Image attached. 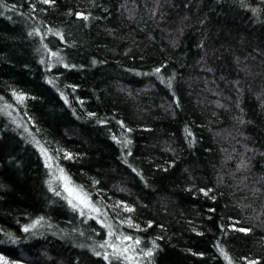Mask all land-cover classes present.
I'll list each match as a JSON object with an SVG mask.
<instances>
[{"label": "trees", "instance_id": "16d2710c", "mask_svg": "<svg viewBox=\"0 0 264 264\" xmlns=\"http://www.w3.org/2000/svg\"><path fill=\"white\" fill-rule=\"evenodd\" d=\"M0 264H264V0H0Z\"/></svg>", "mask_w": 264, "mask_h": 264}, {"label": "snow or ice", "instance_id": "6c2138e0", "mask_svg": "<svg viewBox=\"0 0 264 264\" xmlns=\"http://www.w3.org/2000/svg\"><path fill=\"white\" fill-rule=\"evenodd\" d=\"M45 2L47 3V2H49V0H45ZM156 71L159 72L160 69L158 68V69H156ZM68 158H70V157H68ZM127 210H128V211H131V209H127ZM137 227H138V226H137ZM25 231H27V229H25ZM241 231H243V229H241ZM125 239H131V237H125ZM135 243L138 244V243H139V240H136ZM147 254H148V255H151L152 253H151V252H148Z\"/></svg>", "mask_w": 264, "mask_h": 264}]
</instances>
